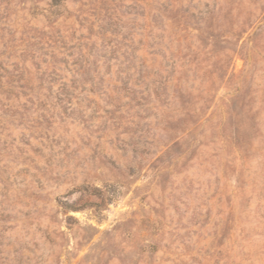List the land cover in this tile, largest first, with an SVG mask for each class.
Returning a JSON list of instances; mask_svg holds the SVG:
<instances>
[{
    "label": "rangeland",
    "instance_id": "1",
    "mask_svg": "<svg viewBox=\"0 0 264 264\" xmlns=\"http://www.w3.org/2000/svg\"><path fill=\"white\" fill-rule=\"evenodd\" d=\"M61 2L0 0V264H264V0Z\"/></svg>",
    "mask_w": 264,
    "mask_h": 264
},
{
    "label": "trees",
    "instance_id": "2",
    "mask_svg": "<svg viewBox=\"0 0 264 264\" xmlns=\"http://www.w3.org/2000/svg\"><path fill=\"white\" fill-rule=\"evenodd\" d=\"M61 3V0H52V4L54 6H58ZM85 20L90 22L89 25L87 24L89 33L82 34L78 39H86L87 41H84L80 47H76L75 44L68 46L69 54L71 55L69 59H71L70 61L72 62V64L76 66V68H73L76 73L83 69V72H86L88 79V75L92 68L93 71H95L101 64L104 65L108 63L109 65L111 64V60L117 59L119 55L124 57L123 61H120V64L127 62L130 65L133 63V54L135 48L133 47V41L129 39V37L123 34V36L119 38L116 36L117 32L106 29L104 31H98L96 36L97 38H91L95 21L88 20L86 18ZM107 31H110V35L107 34ZM98 37L99 39H101L99 43H97ZM75 47L76 49H74ZM57 82V79L51 82V86H49L50 91H52L53 89L52 85H56ZM69 86L70 85H68L66 81L61 80L57 84V91L55 93V97L66 100L72 99V96H74V91L71 86ZM80 86H83V82ZM91 90H96V88L92 86Z\"/></svg>",
    "mask_w": 264,
    "mask_h": 264
}]
</instances>
